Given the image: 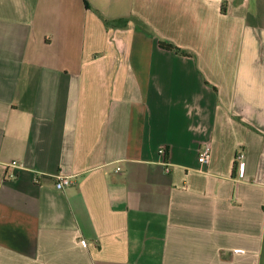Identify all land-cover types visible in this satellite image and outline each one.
Here are the masks:
<instances>
[{
    "label": "crops",
    "instance_id": "crops-1",
    "mask_svg": "<svg viewBox=\"0 0 264 264\" xmlns=\"http://www.w3.org/2000/svg\"><path fill=\"white\" fill-rule=\"evenodd\" d=\"M0 264H264V0H0Z\"/></svg>",
    "mask_w": 264,
    "mask_h": 264
},
{
    "label": "trees",
    "instance_id": "trees-1",
    "mask_svg": "<svg viewBox=\"0 0 264 264\" xmlns=\"http://www.w3.org/2000/svg\"><path fill=\"white\" fill-rule=\"evenodd\" d=\"M85 4H86V6H88L86 2H85ZM99 17L107 29H109V28H120V29L124 28L125 29L127 27V24H128V19H126V18L109 20V19H105L101 15H99ZM158 46L161 49L166 50V51H173L177 54L187 55V53L185 51L179 49L178 47H176L175 45H173L172 43H170L168 41L159 40Z\"/></svg>",
    "mask_w": 264,
    "mask_h": 264
},
{
    "label": "built area",
    "instance_id": "built-area-1",
    "mask_svg": "<svg viewBox=\"0 0 264 264\" xmlns=\"http://www.w3.org/2000/svg\"><path fill=\"white\" fill-rule=\"evenodd\" d=\"M163 150H160V154H163ZM210 153H211V144L207 143L201 150L198 156V162L200 165H205L209 162L210 159ZM243 155L240 154L237 156V159H242ZM10 166L14 167L16 166L15 163H12ZM166 172H169V168H165ZM72 184L71 180L69 177H59L57 182L55 183V189L56 190H63L64 188L70 186Z\"/></svg>",
    "mask_w": 264,
    "mask_h": 264
}]
</instances>
